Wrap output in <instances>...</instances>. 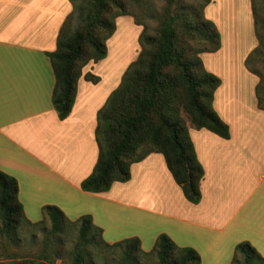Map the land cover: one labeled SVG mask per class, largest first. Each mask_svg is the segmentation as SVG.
Masks as SVG:
<instances>
[{"label": "crops", "instance_id": "crops-1", "mask_svg": "<svg viewBox=\"0 0 264 264\" xmlns=\"http://www.w3.org/2000/svg\"><path fill=\"white\" fill-rule=\"evenodd\" d=\"M236 1L212 0L205 8L221 47L201 59L221 80L213 108L229 126L230 138L188 123L205 173L201 201L193 204L161 153L132 164L129 181L114 183L108 192L82 190L99 157L98 112L129 63L122 55L117 65L107 64L110 56L86 65L72 112L61 120L53 106L55 77L48 53L57 49L60 29L73 12L70 0H0V170L17 180L19 201L31 222L43 220L44 207L56 206L71 221L90 216L110 244L137 237L150 252L165 234L196 250L201 264H233L236 246L243 242L264 258V110L257 95L261 78L246 64L260 43L256 31L238 34L219 14L236 7ZM249 1L244 0L245 7H252ZM124 22L133 29L130 20ZM87 74L100 81L87 80Z\"/></svg>", "mask_w": 264, "mask_h": 264}, {"label": "trees", "instance_id": "trees-1", "mask_svg": "<svg viewBox=\"0 0 264 264\" xmlns=\"http://www.w3.org/2000/svg\"><path fill=\"white\" fill-rule=\"evenodd\" d=\"M167 1L170 6L180 2ZM200 1L205 11L211 0ZM71 3L73 12L60 29L57 49L48 53L55 77L53 106L61 120L72 112L83 68L90 62L98 63L107 58V42L116 32V19L127 15L123 0H71ZM252 8L257 26V12ZM75 20L80 22L76 29L73 28ZM197 38H202L209 47L194 49L192 45ZM140 46L137 59L98 112L99 157L81 188L89 193L108 192L114 183L129 181L132 164L152 153H161L185 198L199 204L205 173L181 111L195 129H207L224 139L230 138L229 126L213 108L214 94L221 80L206 71L201 59L203 53L220 49L221 35L205 13L181 6L175 13H167L156 36L146 35L145 30ZM261 56L263 52L258 47L246 61L249 70L259 77V72L251 65ZM85 78L93 83L100 81L91 74ZM262 83L261 80L257 95L259 107L264 110ZM18 195L17 180L0 170V232L15 242L20 241L19 233L33 238L36 232L46 235L45 250L36 259H22L17 264H48L53 246L67 234L69 227H79L74 264H96L90 247L120 252L116 264H149L143 259L152 256L157 258L158 264H201L196 250L178 246L165 234L156 239L150 252L142 249L137 237L110 244L103 239L102 230L94 225L90 216L71 221L56 206L44 207L43 220L33 223L26 217ZM47 220L51 223L50 231L45 230ZM239 258L243 264H264V258L248 242L236 246L233 264Z\"/></svg>", "mask_w": 264, "mask_h": 264}, {"label": "rangeland", "instance_id": "rangeland-1", "mask_svg": "<svg viewBox=\"0 0 264 264\" xmlns=\"http://www.w3.org/2000/svg\"><path fill=\"white\" fill-rule=\"evenodd\" d=\"M248 1L249 0H246V4ZM250 1V4H252V7H254L257 12L256 19L258 20V24L255 27L252 7H245L243 3L244 0H237L234 4L236 7L227 5L226 12L219 14L227 18L229 27H231L232 24L234 25L232 27L236 29L238 34L250 36L251 34L254 35L256 31L260 43L259 48L261 53L263 52V56L252 61L251 68L260 74V78L263 82L261 96L264 98V0ZM123 2L127 15L120 16L116 19V32L119 30L120 39L118 38L119 35H117L115 37L116 41L112 39L110 46L108 44L109 41L107 42V58L110 56L107 64L116 63L117 65L119 58L124 55L121 59L126 62L128 61L127 63L129 64L127 68L133 60L135 61L137 59L141 51L140 38L142 33L146 30V35L156 36L162 21L169 11L175 13L178 7L184 6L186 8H192L199 13H203V15L205 13V11L201 9V5L204 4L200 0H180L178 4L171 6L167 0H123ZM234 5L232 4V6ZM116 10L115 7L113 10L114 14L117 12ZM125 19L130 20L133 29L138 28L139 31L135 33V31L129 27L125 28ZM79 23V20H75L73 28H78ZM128 30H132V32L130 33ZM115 42L117 43L116 46L114 45ZM192 47L194 49H199L208 48L209 46L202 38H197L193 42ZM181 117L186 121L187 125L190 123L184 111H181ZM45 230H51V223L49 220L46 221ZM78 230L79 227H69L67 234L57 239L58 243L52 248L53 255L51 260L47 261L48 264H74L73 257L79 237ZM18 236L20 241L15 242L11 241L5 234L0 232V264H17L22 259H36L46 248V235L43 232H36L35 238L31 235H24L23 233H19ZM89 252L92 257H94L96 264H116L121 257L120 252H113L112 250L102 251L95 247H90ZM143 261H148L149 264H158V260L155 256L145 258ZM236 264H243L242 259L239 258Z\"/></svg>", "mask_w": 264, "mask_h": 264}, {"label": "bare ground", "instance_id": "bare-ground-1", "mask_svg": "<svg viewBox=\"0 0 264 264\" xmlns=\"http://www.w3.org/2000/svg\"><path fill=\"white\" fill-rule=\"evenodd\" d=\"M231 11H232V9H231ZM221 250H222V249H221ZM221 250H220V251H221ZM219 257H220V256H219Z\"/></svg>", "mask_w": 264, "mask_h": 264}]
</instances>
